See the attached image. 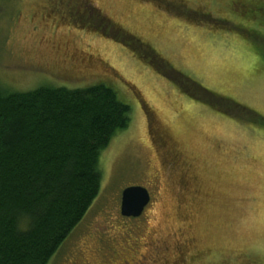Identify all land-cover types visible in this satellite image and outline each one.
<instances>
[{"label":"rangeland","instance_id":"rangeland-1","mask_svg":"<svg viewBox=\"0 0 264 264\" xmlns=\"http://www.w3.org/2000/svg\"><path fill=\"white\" fill-rule=\"evenodd\" d=\"M192 1L0 0V88L103 83L130 108L49 264H264V0Z\"/></svg>","mask_w":264,"mask_h":264},{"label":"trees","instance_id":"trees-1","mask_svg":"<svg viewBox=\"0 0 264 264\" xmlns=\"http://www.w3.org/2000/svg\"><path fill=\"white\" fill-rule=\"evenodd\" d=\"M129 114L103 83L0 88V264H49L97 198L99 158L127 130Z\"/></svg>","mask_w":264,"mask_h":264},{"label":"water","instance_id":"water-1","mask_svg":"<svg viewBox=\"0 0 264 264\" xmlns=\"http://www.w3.org/2000/svg\"><path fill=\"white\" fill-rule=\"evenodd\" d=\"M150 201L146 188L128 186L121 192L120 215L125 218H138Z\"/></svg>","mask_w":264,"mask_h":264},{"label":"flooded vegetation","instance_id":"flooded-vegetation-1","mask_svg":"<svg viewBox=\"0 0 264 264\" xmlns=\"http://www.w3.org/2000/svg\"><path fill=\"white\" fill-rule=\"evenodd\" d=\"M150 132V131H149ZM149 192V191H148ZM149 196H150V193H149ZM145 209V208H144ZM119 213H120V207H119ZM121 216V215H120ZM122 217V216H121ZM124 219H126V220H131L132 218H125V217H123Z\"/></svg>","mask_w":264,"mask_h":264}]
</instances>
